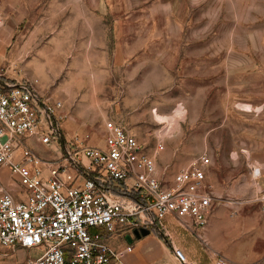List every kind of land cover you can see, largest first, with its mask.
Instances as JSON below:
<instances>
[{
	"label": "rangeland",
	"instance_id": "obj_1",
	"mask_svg": "<svg viewBox=\"0 0 264 264\" xmlns=\"http://www.w3.org/2000/svg\"><path fill=\"white\" fill-rule=\"evenodd\" d=\"M0 75L26 79L39 95L62 101L58 141L23 140L44 158L102 146L107 118L154 154L164 186L203 152L212 160L207 181L218 178L223 187L241 168L224 164V156L246 161L264 154L227 147L264 137V124L251 125L239 112L250 104L252 117L264 123V0H0ZM250 166L242 164L238 175L247 187L213 193L212 202L240 221L230 242L255 237L264 247V185L255 189L259 177ZM5 170L0 183L23 197ZM33 255L0 246V264ZM253 264H264V249Z\"/></svg>",
	"mask_w": 264,
	"mask_h": 264
},
{
	"label": "built area",
	"instance_id": "obj_2",
	"mask_svg": "<svg viewBox=\"0 0 264 264\" xmlns=\"http://www.w3.org/2000/svg\"><path fill=\"white\" fill-rule=\"evenodd\" d=\"M61 107V100L39 95L30 81L0 75V168L24 194L15 198L0 184V246L34 251L23 264H127L131 246H110L111 235L140 228L159 234L165 217L196 228L207 224L214 197L206 179L209 154L197 155L164 186L154 154L121 122L107 118L102 146L41 157L23 140L57 142ZM259 202L264 210V189ZM169 242L180 264H199ZM212 264L232 263L217 257Z\"/></svg>",
	"mask_w": 264,
	"mask_h": 264
},
{
	"label": "crops",
	"instance_id": "obj_3",
	"mask_svg": "<svg viewBox=\"0 0 264 264\" xmlns=\"http://www.w3.org/2000/svg\"><path fill=\"white\" fill-rule=\"evenodd\" d=\"M239 108L242 110L239 111L240 116L249 117L251 125L264 124L261 120L262 117L261 119L252 117L250 104H240ZM232 132L235 131L232 130ZM248 133L250 136L255 135L257 138V130L251 128L248 130ZM257 139L259 140L253 138L245 141L233 140L227 147L256 149L254 150L256 153L258 149L264 148L263 135ZM235 156L236 153L234 152L233 157ZM223 161L226 165H230L231 163L241 165V168L235 167L233 169V174L235 171H237V174H234L233 178L229 179L226 187L222 186L218 178H213V193L220 194L225 190L233 193L247 187L248 182L238 177L244 163L254 165L253 167L250 166L253 171L252 177H259V182L256 183L255 189L258 190L264 185V154L259 155L256 153L253 156H247L246 161L240 158L232 159L231 157L224 156ZM5 168H0V174L6 173ZM210 169L211 167L207 171L210 172ZM1 182L3 183L4 180ZM18 189L15 191L16 193ZM211 213V216L209 214L210 218L207 224L203 228H196L188 221H177L170 217H165L167 218L166 221L165 218L161 220L164 227V232L162 233L149 232V234L140 237H135L133 233L114 234L107 238V241L110 246L117 249H123L126 245L131 246V250L124 254V260L127 264H180L173 255L172 245L169 240L172 241L174 246L181 248L188 259L199 264H212L213 260L217 257H221L232 264H253L261 260L264 247L262 242H258L255 237H248L243 241H236L234 243L229 241L228 237L230 234H237L239 232L240 221L226 218V210L221 207L215 208L214 205H212ZM254 215L255 213H251L250 217L253 218ZM250 223H253V221H250ZM243 224L245 225V223ZM202 239L205 241V244Z\"/></svg>",
	"mask_w": 264,
	"mask_h": 264
},
{
	"label": "water",
	"instance_id": "obj_4",
	"mask_svg": "<svg viewBox=\"0 0 264 264\" xmlns=\"http://www.w3.org/2000/svg\"><path fill=\"white\" fill-rule=\"evenodd\" d=\"M133 234L135 235V237H140V236L149 234V230L145 228L135 229L133 231Z\"/></svg>",
	"mask_w": 264,
	"mask_h": 264
}]
</instances>
